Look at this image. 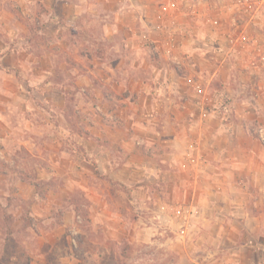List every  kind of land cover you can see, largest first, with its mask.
<instances>
[{"label":"crops","instance_id":"1","mask_svg":"<svg viewBox=\"0 0 264 264\" xmlns=\"http://www.w3.org/2000/svg\"><path fill=\"white\" fill-rule=\"evenodd\" d=\"M2 2L0 264H111L114 245L156 242L177 212L187 213L184 240L168 248L185 250L169 264H264V44L255 62L250 49L218 45L222 31L198 35L191 49L174 40L162 25L201 22L195 0H106L102 35L96 1L37 0L33 25L21 16L33 15L32 0ZM156 19L166 39L154 35ZM100 39L110 44L103 52ZM238 62L249 75L240 91H250L234 98ZM215 78L222 90L212 94ZM250 116L258 126L244 123Z\"/></svg>","mask_w":264,"mask_h":264},{"label":"rangeland","instance_id":"2","mask_svg":"<svg viewBox=\"0 0 264 264\" xmlns=\"http://www.w3.org/2000/svg\"><path fill=\"white\" fill-rule=\"evenodd\" d=\"M4 0H0L1 5L7 6V2H2ZM37 0H32V11L33 15L30 14V11H27L25 14H22L20 11L18 14L21 13L22 18L24 17L25 19H30L34 18L35 15L38 14L40 11L39 4L35 5L34 2ZM93 2L96 1L97 3H100L98 8H95L94 11L91 12V14H96L99 15L100 17H93V23H95L94 28L95 31H97L99 34H103L105 31V28L103 27V22L101 20L105 19L106 14H109L111 12V5L108 4L107 6L104 5L106 0H92ZM116 1V0H113ZM151 2H155L157 0H150ZM196 1V10L201 13L202 15V20L199 22V20H193L192 23L190 22H182V18H179V21L171 20L169 21V24H163L162 25V30L166 31L167 27L169 26L171 33H173L174 40H178L181 42L182 45L186 46L187 48L191 49L196 46H200L201 44V37L198 36L200 34H204L205 32H213L217 31L223 32V36L220 38V43L217 42L218 45L222 46L224 49H238L239 51H242L244 53L248 52V50H251L250 55L252 56V59L255 62L262 61L263 58V51L259 48L262 44H264V0H195ZM206 3L207 5H205ZM205 5V6H204ZM211 9H210V8ZM204 10V11H202ZM156 9H153L152 11L149 12V9L146 10L145 13L149 15H155L156 14ZM149 12V13H148ZM172 17L175 14L174 11L170 12ZM204 13H210L209 17H205ZM114 16V14L112 13ZM27 16V18L25 17ZM83 16L85 18L88 17V12H84ZM154 19V18H153ZM90 20V19H88ZM92 20V19H91ZM34 21L31 20L30 23L32 24ZM167 21V20H166ZM181 22V23H180ZM156 31H154V35L157 36L158 38L166 39L167 35L166 33H162L161 29H157V27L160 26L159 19H156ZM33 25V24H32ZM171 26V27H170ZM155 30V29H154ZM211 30V31H210ZM157 32V33H156ZM168 32V31H166ZM238 32L239 34H248L251 35L249 37H252L251 40H249V44L251 43V47L248 46V43L244 45V43L241 44H233L231 43L229 36L230 33H235ZM194 36V38H189L188 36ZM163 35V36H162ZM198 38L199 41H195L196 37ZM202 36V35H201ZM222 39V40H221ZM161 40V39H160ZM255 42H254V41ZM166 43V42H163ZM84 45L87 48L88 44L84 41ZM109 43L105 39H100L97 41V47L101 48L102 50H99L100 52L105 51L109 47ZM217 45V46H218ZM144 50L149 58H157V47L155 42H145L144 45ZM163 57L164 62L167 61L166 58ZM233 58V57H232ZM171 61V60H170ZM238 61V60H237ZM264 62V60H263ZM172 63V61H171ZM250 63V62H249ZM173 64V63H172ZM238 65V66H236ZM240 62L236 63L234 68H236V71L234 73V78L236 81H234L235 89H234V98L238 97L241 95H245L246 92L250 91L249 90H243L240 91V84L249 82V75H245L244 71L245 68H241L242 66H239ZM243 69V70H241ZM241 71V72H240ZM262 76L264 75V64H262V72L260 73ZM252 78H254L255 74H251ZM217 78H215L212 81V94H216L215 91H220L222 90L220 88V83L216 81ZM257 82V79L255 80ZM233 92V91H232ZM247 94V93H246ZM225 106L228 108L236 110V108L243 109V106L241 105H234L232 102V98L224 100ZM214 107L215 104H211L208 107ZM233 110V111H234ZM230 113V112H229ZM232 114V113H231ZM257 118H253V116H250V118L245 117L244 123L248 125V127H256L258 126V122L256 121ZM174 190V189H173ZM164 191L168 192V189L166 190V186L164 188ZM175 193L176 195L180 196L184 192V188H175ZM172 203H177L181 202V204H185L182 200L181 201H171ZM174 205V204H173ZM171 211V210H170ZM172 212V211H171ZM175 212V209H174ZM187 214V213H185ZM185 214L181 212L175 213L173 215L171 213V217H166L165 220L163 221V229L162 233H157L154 238L157 240L154 243H138L137 241L133 243H129L127 240L123 245H114L112 248V255H109L110 253H107L109 257H111L112 261L111 264H137L136 257L137 255L144 259L143 264H169L170 260H174V258H177L178 262L181 260L179 257L181 255V252L178 250H185V248H176V250H169L168 248V242H170V239H179L184 240L183 236H180L178 231H180L182 228L185 226ZM193 223L197 224L196 216H190L188 217ZM173 222V224H171ZM190 224V223H189ZM207 225V224H206ZM208 231L206 235L209 237V240L212 239V244L215 245L216 243V229L213 227L215 226L212 222L208 224ZM192 228V229H191ZM191 229V230H190ZM202 234V233H201ZM188 235L191 236V239L195 241V239L199 238L198 236L200 235L198 228L195 226H189L188 227ZM75 238V241L78 242V239L80 237V234H75L73 235ZM135 237V236H134ZM137 238V237H136ZM134 238V239H136ZM103 239V238H99ZM161 242H164L162 245L159 244ZM179 244L182 243L181 241H177ZM211 244V245H212ZM198 245V244H197ZM213 245V247H214ZM179 247H184L182 244L179 245ZM188 252L190 255H195V254H200V249L199 247L197 248L196 246H191L190 248L187 247ZM137 251L139 253H137ZM171 251V252H169ZM178 251V252H177ZM173 253V254H171ZM123 254V256H122ZM106 255V254H105ZM180 258V259H179ZM128 259V263L126 262ZM92 264V263H90ZM99 264V263H98Z\"/></svg>","mask_w":264,"mask_h":264}]
</instances>
